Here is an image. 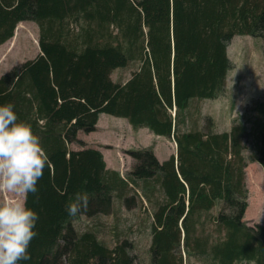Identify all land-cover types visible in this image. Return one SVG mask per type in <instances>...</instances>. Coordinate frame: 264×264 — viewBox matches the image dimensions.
Here are the masks:
<instances>
[{
    "label": "trees",
    "instance_id": "trees-1",
    "mask_svg": "<svg viewBox=\"0 0 264 264\" xmlns=\"http://www.w3.org/2000/svg\"><path fill=\"white\" fill-rule=\"evenodd\" d=\"M22 22L38 25L40 53L0 77V105L32 123L52 167L39 198H27L38 235L19 264H264V225L244 220L248 127L236 120L219 131L198 107L225 93L233 38L264 41V0H0V45ZM128 69V79H112ZM102 114L173 140L176 152L160 161L152 147L132 149L126 175L108 168L79 138ZM257 141L253 161L264 169V129ZM78 191L90 194L88 210L70 218ZM132 207L146 211L147 261L123 218Z\"/></svg>",
    "mask_w": 264,
    "mask_h": 264
},
{
    "label": "rangeland",
    "instance_id": "rangeland-1",
    "mask_svg": "<svg viewBox=\"0 0 264 264\" xmlns=\"http://www.w3.org/2000/svg\"><path fill=\"white\" fill-rule=\"evenodd\" d=\"M39 35L40 30L36 23L23 22L18 25L15 36L0 46V77L40 53ZM228 55L233 69L227 78L225 93L216 100L199 102L198 107L203 116L209 115L213 118L219 131L230 130L236 120L246 123L249 131L245 152L249 160L246 168L249 194L244 220L251 226L264 225V169L258 161H253L256 156L258 131L264 129V41L248 35L235 36L228 47ZM132 70L114 71L112 79L126 80ZM98 126L94 132H79V138L88 145L99 148L104 154L107 167L119 170L122 175H126L134 165L133 158L127 152L129 150L152 147L158 160L168 158L176 152L173 140L155 136L146 128L134 130L125 119L102 114ZM72 148L80 149L78 145H73ZM217 211L218 208H214L211 215H215ZM123 218L130 219L129 223L135 231L131 239L136 244V254L147 261L151 236L148 223L144 222L146 211L139 207L124 208ZM101 221L104 224L102 237L112 244L110 229L114 223L113 216H102ZM205 230V234H208L213 230L212 225L207 222ZM200 231L199 228L197 232ZM190 262L203 264L197 258H191Z\"/></svg>",
    "mask_w": 264,
    "mask_h": 264
},
{
    "label": "clouds",
    "instance_id": "clouds-1",
    "mask_svg": "<svg viewBox=\"0 0 264 264\" xmlns=\"http://www.w3.org/2000/svg\"><path fill=\"white\" fill-rule=\"evenodd\" d=\"M14 104L0 105V264H19L31 259L29 247L38 235V213L27 205L29 194L38 197V182L49 156L33 125L20 119ZM63 194V193H61ZM90 194L76 192L66 204L70 218L87 210Z\"/></svg>",
    "mask_w": 264,
    "mask_h": 264
},
{
    "label": "crops",
    "instance_id": "crops-1",
    "mask_svg": "<svg viewBox=\"0 0 264 264\" xmlns=\"http://www.w3.org/2000/svg\"><path fill=\"white\" fill-rule=\"evenodd\" d=\"M100 117H101V116H100ZM97 128H99V126H98ZM103 155H104V154H103ZM166 159H168V158H165V159L163 158V159H162V160H160V161H164V160H166Z\"/></svg>",
    "mask_w": 264,
    "mask_h": 264
}]
</instances>
